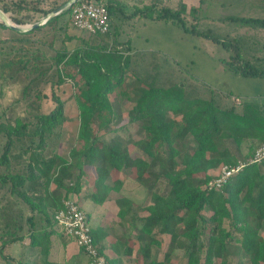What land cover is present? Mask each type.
Masks as SVG:
<instances>
[{
	"label": "trees",
	"instance_id": "16d2710c",
	"mask_svg": "<svg viewBox=\"0 0 264 264\" xmlns=\"http://www.w3.org/2000/svg\"><path fill=\"white\" fill-rule=\"evenodd\" d=\"M106 5L110 19L123 11L121 0H107ZM71 9H64L45 24L71 13ZM186 12L185 1H179L178 7L172 8L166 0H154L137 6L133 15L172 21L189 30ZM227 19L264 27V17L228 16ZM192 26V31L198 33L196 25ZM119 31L118 28L114 31L115 46L84 40L83 45L73 50L57 53V63L76 66L87 86L79 113L77 141L67 156L56 153L46 158L42 155L51 144L56 127L63 122L64 101L57 96V104L49 112L38 114L30 125L20 119L14 125H0L5 138L1 143L0 182L22 200V231L25 229L28 233L13 236L11 241L22 238L23 246L29 238L22 250V264H59L50 259L53 237L59 232L62 234L54 213L65 198L79 195L82 178L90 176V165L96 167L95 178H90L94 185L90 194L93 201L107 199L108 181L114 182L113 188L119 190L122 185L119 175L125 169H130L131 177L147 187L150 197L143 207L147 211L145 216L132 214L134 202L130 197L114 200L119 206V217L128 219L136 232L134 246L142 257V264H228L234 242L241 243V252L249 264H264V237L259 233L264 223V162L245 165L220 188L205 185L213 176L211 169L238 163L237 150L244 140H264V95L245 99L238 107L226 102L213 88L203 91L186 80L164 84L158 72L136 74L135 80L128 82L126 73L132 57L129 43L127 53L121 49ZM108 32L93 35L104 36ZM204 34L212 36L230 52V58H221L228 68L242 75L264 77V65L245 58L239 38ZM21 62L15 56L1 59L0 74ZM22 69L27 68L23 65ZM119 87H128L132 92L128 124H136L138 132H143V137L133 144L148 157L129 150L128 124L117 129L108 142L102 136L109 131L112 118L105 119L93 135L89 133L97 115L112 108L110 95ZM99 140L101 145H97ZM16 142H22V155L30 154L22 173L9 170ZM87 217L89 220L88 214ZM226 220L229 227L225 225ZM235 231H241V236ZM61 234L63 239H73ZM159 235L169 237L162 258L153 248L162 245ZM93 237L103 252L100 241L104 235L93 233ZM118 244L119 241L116 251ZM132 249V245L127 246L125 253H131Z\"/></svg>",
	"mask_w": 264,
	"mask_h": 264
},
{
	"label": "rangeland",
	"instance_id": "374dc122",
	"mask_svg": "<svg viewBox=\"0 0 264 264\" xmlns=\"http://www.w3.org/2000/svg\"><path fill=\"white\" fill-rule=\"evenodd\" d=\"M64 1L0 0V8L12 23L28 26ZM102 1L107 2V0ZM121 1L123 11H118L112 16L110 31L104 36L89 34L76 28L72 24L70 12L60 15L57 20L49 24L44 23L42 28L34 31L30 29L19 33L7 25L0 26V60L13 56L22 59L20 64L0 74V125L8 123L14 125L17 119L30 125L38 114L49 112L57 104L56 96L64 101L63 122L56 127L51 144L42 154L46 158L56 153L67 156L76 144L79 113L84 102L83 94L87 90L84 77L77 67L58 64L57 53L64 49L73 50L83 45L84 40H89L91 44L104 41L115 46L112 39L117 28L120 30L118 39L123 52L127 53V43L130 47L132 63L126 73L128 82H133L136 74L144 75L149 72L153 75L158 72L159 80L164 84L186 80L203 91L213 88L226 102L234 103L238 107L245 99L264 95V77L242 75L228 68L221 58H230V52L212 36L204 34L208 32L216 37L239 38L245 58L252 63L264 65V27L242 25L226 20L228 16L263 18L264 0H166L167 5L172 8L178 7L179 1L186 2L187 12L184 16L189 30L172 21L133 15L137 6L151 4L152 0ZM0 23H3L1 17ZM193 24L196 25L198 33L192 31ZM23 65L27 69H22ZM61 78L63 80L59 81ZM122 88H117L110 95L112 108L100 112L90 126L89 133L93 135L105 119L112 118L108 125L109 131L102 136V140L106 142L112 139L117 129L129 123L130 110L133 106L132 92L128 87ZM127 130L131 137V142H127L131 153L139 152L144 157H148L133 144L143 137V132H138L136 124H128ZM2 133L0 131V152L1 143L5 139ZM102 140L97 141V145H101ZM261 141L244 140L237 150L238 163L247 160ZM22 146V142H16L12 148L10 171L22 173V166L30 155L29 153L22 155ZM88 169L89 178L86 176L87 178L81 180L85 186L84 192L93 188L90 178H95L96 175L94 165L88 166ZM129 170L121 171L119 180L122 185L119 190L113 188L114 182L108 181L110 189L107 198L113 200L125 196L135 198L138 202L132 214L141 216L147 213L143 207L148 203L150 196L147 187L131 177ZM217 170L218 168L211 169L210 174H216ZM69 197L78 200L83 206L79 196L72 194ZM102 208V211L107 209L104 206ZM52 210L51 208L49 212L51 213ZM111 217L113 220L117 219L115 214ZM225 225L230 226L229 220L225 221ZM130 231L136 233L133 232L132 226ZM22 232L28 234L25 229L22 231V200L10 192L8 185H2L0 182V264H22V250L28 244L29 238L26 236L23 246L22 238L16 242L11 241L13 236H22ZM259 233L264 237V223ZM60 234L59 232L55 237L56 240L62 238ZM235 234L241 236V231H235ZM159 238L162 245L153 248L158 251V257L162 258L168 248L169 237L159 235ZM233 245L228 264H249V259L241 252V243L234 242ZM55 258L65 260V264L76 262V259L69 257L66 250Z\"/></svg>",
	"mask_w": 264,
	"mask_h": 264
},
{
	"label": "built area",
	"instance_id": "2783aa9c",
	"mask_svg": "<svg viewBox=\"0 0 264 264\" xmlns=\"http://www.w3.org/2000/svg\"><path fill=\"white\" fill-rule=\"evenodd\" d=\"M72 24L88 33H106L110 30V14L105 1L80 0L71 7ZM264 162V140L255 148L253 154L235 165L223 164L217 173L205 184L208 188L222 187L245 165ZM54 219L59 230L72 237L87 258V264H111L104 251L94 241L92 227L87 214L76 199L65 198L63 205L55 210Z\"/></svg>",
	"mask_w": 264,
	"mask_h": 264
},
{
	"label": "crops",
	"instance_id": "0c3cea01",
	"mask_svg": "<svg viewBox=\"0 0 264 264\" xmlns=\"http://www.w3.org/2000/svg\"><path fill=\"white\" fill-rule=\"evenodd\" d=\"M154 1V0H152ZM121 173V172H120ZM84 176L83 178H85ZM82 178V179H83ZM87 178V177H86ZM89 178V177H88ZM85 186L82 184V189L79 193V199L82 200V207H85L86 214L89 216V221L92 227L93 233L103 234L104 238L100 241V244L104 246V253L112 260V264H142V257L139 256L137 249H135L134 241L135 234L130 233V224L128 219L119 218L117 212L119 211V206L114 202L113 199H105L103 202H96L90 199V194L93 191L91 187L88 191L84 192L83 189ZM76 197L77 194H74ZM133 200L132 209L137 205L138 200L131 196ZM106 207V210L102 211V207ZM115 214L117 219L113 220L112 215ZM111 215V216H110ZM147 213L142 214L145 216ZM130 217V215H126ZM133 232H135L133 230ZM56 235L53 237L54 245L53 250L50 255V259L59 263L65 264V260H57L55 257L61 253L63 250H66L71 259H76L75 264H87V258L83 252L79 249L76 242L73 239H55ZM120 239V240H119ZM118 250L116 251V244L118 243ZM133 246L131 253H125L127 246Z\"/></svg>",
	"mask_w": 264,
	"mask_h": 264
},
{
	"label": "water",
	"instance_id": "95a60500",
	"mask_svg": "<svg viewBox=\"0 0 264 264\" xmlns=\"http://www.w3.org/2000/svg\"><path fill=\"white\" fill-rule=\"evenodd\" d=\"M80 0H65L63 3H61L57 8L52 10L51 12L47 13L44 15L42 18H40L38 21L33 23L32 25L24 26V25H18L12 23L5 12L0 8V17L2 18V21L5 25L14 28L18 31H29L30 29H33L37 26H40L47 22L50 18H52L54 15L59 14L62 12L64 9L72 7L75 3L79 2Z\"/></svg>",
	"mask_w": 264,
	"mask_h": 264
}]
</instances>
